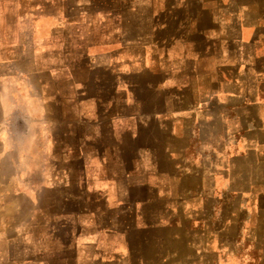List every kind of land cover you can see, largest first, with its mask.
<instances>
[{
    "label": "crops",
    "instance_id": "0c3cea01",
    "mask_svg": "<svg viewBox=\"0 0 264 264\" xmlns=\"http://www.w3.org/2000/svg\"><path fill=\"white\" fill-rule=\"evenodd\" d=\"M184 10L189 8L179 0H0V97L14 105L11 138L31 128L38 133L34 151L49 153L47 164L27 171L17 149L0 162V264H213L217 250L218 264L224 255L236 260L232 228L192 227L193 211L218 203V137L212 144V132L198 130L203 155L191 158V128L202 118H190V110L199 96L218 93V76L196 88L190 77L207 76L196 70L199 60H218L227 47L237 64L245 49L231 38L218 48V4L212 20ZM196 24L203 41L190 38L188 28ZM208 35L215 38L208 42ZM241 43L249 47L255 40ZM207 44L213 49L207 51ZM76 52L81 58L64 63V54ZM127 56L135 68L125 67ZM98 59L109 62L94 68ZM82 66L88 80L79 84L73 75ZM143 68H150L153 82L138 79ZM250 68L248 63L244 73L259 80L250 87L258 93L247 108H235L236 117L264 118V71ZM234 79L231 89L239 91ZM85 86L94 91L92 112L62 118L64 90ZM139 90H161L180 118H143L129 105L139 103ZM248 151L252 160L264 155V146ZM262 165V182L249 185L264 193ZM232 216L236 220L238 213ZM212 237L218 243L212 245Z\"/></svg>",
    "mask_w": 264,
    "mask_h": 264
},
{
    "label": "rangeland",
    "instance_id": "374dc122",
    "mask_svg": "<svg viewBox=\"0 0 264 264\" xmlns=\"http://www.w3.org/2000/svg\"><path fill=\"white\" fill-rule=\"evenodd\" d=\"M179 1L188 6L189 11L184 10L187 16L191 15L192 18L197 12L199 13V19L206 20L214 19L216 11L212 10V8H214L215 4H218V48L221 47L220 40L223 41L222 45H224L226 40L231 38L239 42V47L241 45V47L245 49L243 60H239L237 64L232 57L225 53L229 50L227 47H225L226 49L224 50L222 49L224 54H218V60L213 58L199 60L198 63H196V70L207 74L208 77H197L194 80L192 76L190 77L191 84L194 85L193 87H195L196 84L202 87V85L207 86L210 84L209 78H212V81L215 80L216 82L218 76V93L216 91H211L209 92V98L203 100L204 97L202 95L199 96V92H192L198 95L201 100L197 102L198 104L196 107L191 108L190 118L202 119L200 123L193 125L191 128L193 134V144L190 152L191 158H195L198 161L203 155L199 147L200 140L197 139L198 130L212 132L211 137H209L210 143L212 144H215L216 138L214 137H218V198H216L218 203L212 201L205 211L204 204L202 205V209L193 211L196 217L191 220L192 227H206L209 228L208 231L215 227L217 229L218 227L232 228L233 247L235 248L236 246L238 250L236 253L235 251L233 252L232 259L236 258V260L230 261L229 258L224 255L222 264H264V193L261 187H254L252 185L250 187L249 185L250 183L262 182V176L259 177L257 175H262L261 170L263 166L262 163H264V155L260 152V154L253 156V162L245 155V153L249 152L248 150L254 146L262 150V146H264V118H242L244 115H241V113H238L236 117L237 111L235 109L236 107H239V110L247 108L248 102L253 99L252 97L254 95L256 97L258 93V91H255V89L252 90L250 87L254 85L255 80L256 82H259V80H257L256 77L248 79L244 73V69L248 67V63L251 67V72L258 74L260 71H264V0ZM198 10L200 12H198ZM63 29L65 30V28ZM188 32L191 40H204V38H202L203 31L199 30L197 24L195 26H190ZM226 35L229 36V38H226ZM221 36L223 37L221 38ZM207 37L208 42H211L215 38L214 35H208ZM252 38L255 40V43L249 47H244L241 43L243 40ZM210 45L211 44H207V51L213 49ZM64 46L69 47L70 43L64 42ZM97 48L98 46L95 50H97ZM202 49L205 51V44H203ZM70 56L72 61L81 58L79 52L71 55L64 54V63H69L68 60H70ZM115 56L118 57V53L116 55L112 54V57ZM248 56L251 57L248 59ZM127 59L128 63L125 67L127 69L135 68L136 65L129 63L130 58L128 56ZM79 61L81 62V60ZM83 61L85 62L86 60L83 59ZM106 61L107 60L104 59L94 60V68L97 67L98 63L103 64L109 62ZM111 61H114V58L111 59ZM121 61L122 59L118 62ZM234 64L238 66L237 70H234ZM86 69L85 66H82V68L80 67L73 75L74 79L79 84H83L81 81L87 79ZM149 70L150 68H143L138 75V79H141L143 82H153L155 75L151 76ZM215 72L217 74H215ZM91 79L92 77L90 80ZM233 79L236 83L240 81L238 85L239 91L238 89L237 91L231 89ZM242 82L245 84H241ZM63 83V86L65 85L68 89L70 88L67 86L70 82H67L65 76ZM167 85H169V83H167ZM86 86L82 89L79 88L78 91L64 90L63 105L60 113V115L62 114V118H76L82 110L83 116H88V114L92 112L94 106L91 104V99L94 95V91L87 89ZM172 86L171 84L168 88ZM247 87L251 90L247 89ZM243 90L245 95H238V93H241ZM181 92L182 91H177L176 93H178L179 96ZM172 93L175 92L169 89L166 95L171 96ZM136 94L139 98V103L134 105L132 101H130L129 105L132 107V110L146 114L143 118H180L179 113H176L177 111H175L174 108L168 107L167 101L161 90L158 92L139 90ZM168 100L171 103V99ZM181 100L183 101L182 97L180 98V101ZM83 101L86 103L82 104L81 102ZM185 108L186 107H183V109ZM106 110H108L107 107L105 108V111ZM204 118L206 120L205 124ZM48 125L50 127L55 126L54 124ZM62 128L65 130L64 127ZM34 130L37 131L38 128L35 127ZM238 132H243L239 138H236L235 135L230 136ZM35 135L37 136L38 133L35 132ZM213 156L214 155H210L211 159H213ZM198 168L200 169L199 166ZM253 169L255 170V179L253 178ZM203 173V170L198 171V179L203 177ZM214 173L215 171L212 169L209 176L214 177ZM192 179H195L194 174L192 175ZM212 200H214V198ZM232 212L234 214L236 212L238 213V218L236 220H234V216L229 217ZM235 222H237V224H235ZM253 229L254 233L251 232ZM215 240L216 237H212L211 240L209 239V242H211L212 245L218 243L219 240L217 242ZM209 260H212L213 264H218V250L216 251V255H212Z\"/></svg>",
    "mask_w": 264,
    "mask_h": 264
},
{
    "label": "clouds",
    "instance_id": "9594fccd",
    "mask_svg": "<svg viewBox=\"0 0 264 264\" xmlns=\"http://www.w3.org/2000/svg\"><path fill=\"white\" fill-rule=\"evenodd\" d=\"M0 105L3 106V119H0V162L3 161L8 152L17 149L19 156L25 160L26 171L37 168L41 164H47V156L49 155L47 150L40 149L38 153L34 151L36 136L31 128L27 134H22L17 140L13 141L8 127V116L14 105L10 106L4 97H0Z\"/></svg>",
    "mask_w": 264,
    "mask_h": 264
}]
</instances>
